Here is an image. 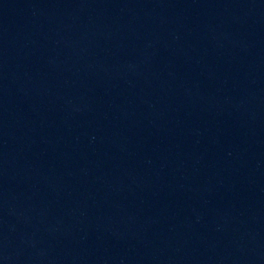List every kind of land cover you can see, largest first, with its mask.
I'll return each mask as SVG.
<instances>
[{"label":"water","instance_id":"obj_1","mask_svg":"<svg viewBox=\"0 0 264 264\" xmlns=\"http://www.w3.org/2000/svg\"><path fill=\"white\" fill-rule=\"evenodd\" d=\"M0 264H264V0H0Z\"/></svg>","mask_w":264,"mask_h":264}]
</instances>
